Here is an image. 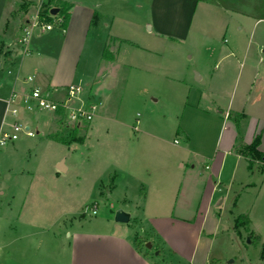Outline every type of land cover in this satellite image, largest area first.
<instances>
[{
	"label": "crops",
	"instance_id": "1",
	"mask_svg": "<svg viewBox=\"0 0 264 264\" xmlns=\"http://www.w3.org/2000/svg\"><path fill=\"white\" fill-rule=\"evenodd\" d=\"M18 1L22 0H0V131L15 119L7 112L13 91L37 87L64 99L65 88L72 83L80 85L78 96L84 93L87 106L96 104L94 116L114 120L120 127L114 126L119 135L111 137L112 145L103 147L115 161L93 178L88 190L87 200L95 199L99 210L97 197L103 198L109 211L84 222L81 215H73L75 211L52 218L35 206L22 216L24 204L15 209L8 202L1 213L5 223L0 264H229V254L246 237L262 249L264 164L247 156L243 147L260 135L258 150L264 153V42L242 41L249 34L260 39L264 0H40L36 11L49 1L52 7L60 1L69 3V18L65 28L37 31L27 42L20 40ZM200 5L203 14L216 7L229 15L220 27L233 42L225 38L217 42L211 31H202V22L201 31L194 34ZM30 7L23 13L31 12ZM136 16L157 35L192 39L216 58L207 91L213 96V113L200 109L204 92L199 89L198 107H190L208 117L207 123L199 120V126L202 130L212 125L213 138L201 136L196 142L183 128L186 152L162 150L147 121L142 131L139 117L133 123L126 116L129 79L121 77V71L138 67L122 61L112 46L127 40L119 24L135 25L140 22ZM107 46L114 60L103 58ZM200 68L196 80L206 83ZM108 78L112 81L106 86ZM122 81L124 87L116 94ZM55 117L61 119L60 129L69 128L58 114L53 113L51 121ZM73 136L60 139L69 146L85 140ZM63 163L67 171V159ZM78 191L75 197H81ZM118 209L130 213L128 222L115 221ZM241 214L250 224L237 229ZM8 220L14 223L7 224Z\"/></svg>",
	"mask_w": 264,
	"mask_h": 264
},
{
	"label": "rangeland",
	"instance_id": "2",
	"mask_svg": "<svg viewBox=\"0 0 264 264\" xmlns=\"http://www.w3.org/2000/svg\"><path fill=\"white\" fill-rule=\"evenodd\" d=\"M39 3L40 0L18 1L17 12L21 20V29L26 24V18L31 19L34 14L40 13L42 4L36 11ZM29 7L31 12L23 13ZM203 13H205L204 8L200 5L195 13L193 28L197 27L194 34L201 31L198 25L202 22V31H211L216 36L217 42H225L224 38L227 42H233L232 35L224 33L220 27V24L228 21L227 13L216 7H213V13L208 15ZM136 18L140 21L141 16ZM134 24L127 26L123 22L120 23L118 29L127 40H119L112 46L118 50L122 61L138 67L131 70L128 66L121 71V77L125 74L126 80L129 79L124 107L127 118L135 123L136 118L139 117L142 131L143 123L147 121L153 129L151 133L160 138V146L166 152H186L184 146L187 138L183 134V128L190 131L191 137L196 142L201 136L207 139L213 138L212 125L204 126L202 130L199 126V120L207 123L208 117L190 110L192 106L198 107L196 89H199L204 92L200 109L213 113V96L207 92L213 80V64L216 59L213 58L212 50H206V46H198L192 39L159 36L151 30L150 24L144 25L142 21ZM54 27V31L59 29L57 24ZM36 33L37 30L30 35L31 39L36 38ZM259 37L260 39L256 40L249 34L242 42H264V25L260 27ZM198 49L201 53H198ZM200 57L204 58L203 62H200ZM201 66L204 68L202 71L206 83L196 80L197 73L200 74L199 71L202 69ZM110 78L104 80L106 86L111 83ZM98 80L103 81L100 77ZM123 87L122 81L115 87V93H120ZM83 96L84 93H80L78 97L82 100L75 97L70 104L76 107L81 105L88 107L83 101ZM20 116L21 123L30 125L35 135L28 136L22 133L19 139L0 145V232L5 223L1 213L8 202L15 209L24 204L22 216L33 206L52 218L61 217L64 213L67 217L69 214L66 213L75 211L76 214L73 215H81L84 222L106 214L109 211L107 203L99 197H97L98 213L93 214L91 208L96 201L87 200L88 190L93 178L109 163L115 161L114 154L104 153L103 147L112 145L111 137L119 135L114 126L120 127V125L114 120L96 115L88 123H82L80 126L70 125L63 131L60 129L59 117L51 121L53 113L22 108ZM50 122L51 125L47 126ZM131 132L137 135L132 129L129 133ZM74 133L75 136H83L85 140L69 146L60 139V137L66 139ZM175 139L179 140V145L182 147L175 144ZM246 147H243L245 153ZM60 157V162L67 159L69 166L67 171L58 169L56 160ZM75 190H79L81 197L84 195L83 200L81 197H75ZM8 221L7 224L14 223L12 220ZM141 229H138L139 234H143ZM64 231L59 230L62 234ZM231 261L232 264H264L260 245L251 242L249 237L243 239L241 245L235 247L229 254L227 263Z\"/></svg>",
	"mask_w": 264,
	"mask_h": 264
},
{
	"label": "built area",
	"instance_id": "3",
	"mask_svg": "<svg viewBox=\"0 0 264 264\" xmlns=\"http://www.w3.org/2000/svg\"><path fill=\"white\" fill-rule=\"evenodd\" d=\"M53 17V22H47L44 21L38 13L34 15L22 27V36L20 40L22 42H27L30 35L36 30L38 32H44L53 29L56 24L61 26L63 17L56 15H53ZM28 80L32 81L33 77H28ZM65 89L66 94L64 99L53 98L48 92L37 87L29 90L23 89L13 91L7 101V112L15 119L10 123L9 127H3L1 129L0 145H5L8 142L19 139L22 133L28 136L35 135L29 125L21 123L20 119H18L22 108L29 111H44L58 114L68 126H80L82 123L92 121L97 108L96 104L88 105V107L84 105L76 107L70 104V101L78 96L81 89L80 85L72 83ZM175 142H178V140H175ZM91 211L93 214L97 213L98 206L96 203L91 208Z\"/></svg>",
	"mask_w": 264,
	"mask_h": 264
},
{
	"label": "trees",
	"instance_id": "4",
	"mask_svg": "<svg viewBox=\"0 0 264 264\" xmlns=\"http://www.w3.org/2000/svg\"><path fill=\"white\" fill-rule=\"evenodd\" d=\"M51 1H49L48 3H44L42 4V10L40 11L39 15L40 17L47 22H53L54 21V17L51 14V9L53 8L51 6ZM57 7L59 8L58 13L56 14V16H60L63 17V23L61 24L62 27H66L68 18H69V8H70V4L67 2H63L60 1L57 4ZM103 58L108 59V60H114L115 59V54L114 52L111 51L110 47H105L104 51H103ZM76 131V130H75ZM76 133H74L73 138L77 139L79 141H82L84 139L83 136L79 137V138H75ZM260 144V135H257L255 137V139L253 140V142L248 145L246 147V154H248L252 159H257L260 160L263 164H264V153L258 150V146ZM251 164V162H250ZM250 224V219L247 215L245 214H241L237 217L235 225L236 228L239 229L240 226H249ZM138 244H140L139 241H137ZM261 258L264 259V241L262 243V249H261ZM232 264V263H229Z\"/></svg>",
	"mask_w": 264,
	"mask_h": 264
},
{
	"label": "water",
	"instance_id": "5",
	"mask_svg": "<svg viewBox=\"0 0 264 264\" xmlns=\"http://www.w3.org/2000/svg\"><path fill=\"white\" fill-rule=\"evenodd\" d=\"M58 11H59V8L58 7H53L52 9H51V14L52 15H56L57 13H58ZM197 78H199V76H198V74H197ZM58 169L60 170V171H65V165H64V163H63V161H61V162H59V164H58ZM114 218H115V221H117V222H123V223H126V222H128L129 220H130V213L129 212H126L125 210H123V209H118V210H116V212H115V216H114ZM151 243L150 242H148L147 243V246L148 247H151ZM232 262V261H231Z\"/></svg>",
	"mask_w": 264,
	"mask_h": 264
}]
</instances>
